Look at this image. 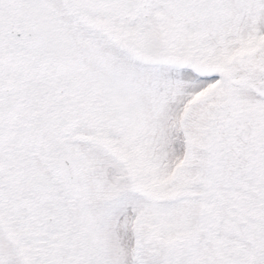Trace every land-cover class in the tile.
Returning a JSON list of instances; mask_svg holds the SVG:
<instances>
[{
    "label": "snow or ice",
    "instance_id": "1",
    "mask_svg": "<svg viewBox=\"0 0 264 264\" xmlns=\"http://www.w3.org/2000/svg\"><path fill=\"white\" fill-rule=\"evenodd\" d=\"M0 264H264V0H0Z\"/></svg>",
    "mask_w": 264,
    "mask_h": 264
}]
</instances>
